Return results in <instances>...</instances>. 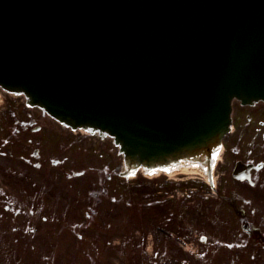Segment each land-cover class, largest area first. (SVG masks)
Returning <instances> with one entry per match:
<instances>
[{
    "label": "water",
    "instance_id": "water-1",
    "mask_svg": "<svg viewBox=\"0 0 264 264\" xmlns=\"http://www.w3.org/2000/svg\"><path fill=\"white\" fill-rule=\"evenodd\" d=\"M0 87L113 139L122 175H209L264 101V0H0Z\"/></svg>",
    "mask_w": 264,
    "mask_h": 264
},
{
    "label": "flooded vegetation",
    "instance_id": "flooded-vegetation-1",
    "mask_svg": "<svg viewBox=\"0 0 264 264\" xmlns=\"http://www.w3.org/2000/svg\"><path fill=\"white\" fill-rule=\"evenodd\" d=\"M5 104L3 110H10ZM18 112L22 120L12 123L8 135L19 136L3 145L1 142L4 147L0 153L1 240L5 235L12 239L13 253L16 249L23 254H36L39 249L50 255L54 253V261L49 264H69L67 256L63 258L57 253L62 252L58 246L61 239L70 249L68 239L72 235L95 249L100 244L110 249L115 247L112 238L116 232L109 229L110 223L106 224V230H100L104 239L99 240L94 232L101 225L105 227L108 212L118 210L114 194L122 180L119 159L94 143L88 146L91 149L85 157L82 151L68 155L66 151L73 141L57 132L60 127L55 122L45 125L40 121L39 114L44 115L39 111H36L39 118L34 121L28 119L32 113L22 116V109ZM10 113L15 116L14 111ZM259 119L263 121L258 125ZM232 121V132L224 142L222 156L212 175L213 186L199 177L186 181L183 176L178 181L165 178L160 181L157 176L144 182L148 230L141 250L131 249L130 264H264V105L235 103ZM243 123L252 128L250 133L235 132V124ZM32 125H35L33 132ZM0 130L5 131L2 125ZM77 157L82 160L78 162ZM89 157L93 163L94 157L98 158L104 176L102 179L100 171L95 173L96 185L86 191L81 209L85 210L87 220L71 224L73 215L69 208L75 209L71 197L81 195L82 189L73 190L70 179L78 180L86 172L83 164ZM87 183L78 182L75 187H87ZM125 188L126 195L134 189ZM76 228L92 235L82 236ZM18 237L33 238L29 241L33 245L17 246ZM91 260L86 264H109L100 262L99 254Z\"/></svg>",
    "mask_w": 264,
    "mask_h": 264
},
{
    "label": "rangeland",
    "instance_id": "rangeland-1",
    "mask_svg": "<svg viewBox=\"0 0 264 264\" xmlns=\"http://www.w3.org/2000/svg\"><path fill=\"white\" fill-rule=\"evenodd\" d=\"M0 94H3L2 96L3 103L0 104V116L1 115L3 116L0 117V125H2L5 130V131L0 130V150L2 152L4 151V147L1 146V142H3L2 143L3 145L6 140L14 141L16 137L19 136V135L18 136L11 135V133L8 135V133L13 127L12 123H14L15 121H18V123L21 122L22 120L21 114H19L18 112L20 109H22V116H25V114L27 113L28 114L32 113L28 118L30 120L34 121L38 119L39 116H37V112H36L37 110L25 109V106L23 104V100H24L23 96H13L10 94H6L2 91H0ZM4 103H6L5 105L7 109L8 107H11V109L8 111L7 110L4 111L2 108ZM10 111H14L15 116H11ZM39 115H40V121H42L45 125L53 124L52 122L54 121L51 120L46 115H44V117L41 116V114ZM244 117L245 118L248 117L247 113L244 115ZM262 121L263 120L259 119L258 125ZM34 127L35 125L30 126L31 132L34 131ZM251 129L252 128H250L247 125V123L235 124V132L242 131V132L250 133ZM57 132L64 134V138L71 139L73 141L72 145L66 151L68 155H71V152L73 151H77V154H81L83 152V155L85 157L86 152L88 153V149H91L88 146L91 145L92 143H94L95 145L97 144L101 145L105 148V150H108V152L110 151L113 154H116V148L114 147V145L111 143L109 139H105L104 142H101L99 141L100 138L98 137H88L86 134L81 133L79 131L71 132L67 128H61V127L60 129H57ZM13 149H15L14 151L18 150L17 148H13ZM68 159L73 160V158H68ZM76 160L79 162L82 160V158L77 157ZM93 160H95L94 161L95 163L91 162L90 157H89L87 160V163L83 164L84 166H86L87 170L82 176L79 177L80 179L78 178V180H75V181L74 179L72 180V178L70 179L71 185L73 183V190L82 189L81 195L71 197L72 203L75 208V209L72 208V210H70L69 208V213L73 215L72 216L73 220L71 224L78 223L82 219L87 220V218L84 217L85 210L81 209L85 204L84 199L87 197L86 191L88 192L90 189L94 188L93 186L96 185L95 179L98 178V175L94 176L95 173L100 171L99 173L100 177L104 176V169L102 168V165L97 163L98 158L94 157ZM80 168L84 169V167H80ZM80 168H76V170ZM186 176L195 177L196 175L186 174ZM178 177L179 176H173L172 178L176 179ZM164 178H166V176L160 177L159 180L163 181ZM83 181H88L87 187H82V186L80 188L75 187L78 182H83ZM142 181H147V180L144 178H138V177L137 179L129 180L128 183L127 181L124 182V181L119 180L121 190L116 192V194H114V197L116 198L115 203L119 207L118 211L116 212L113 210L109 212L107 214L108 215L107 220H105V223H104L105 227H102L101 225L98 228H96V233L94 232V234L98 236L99 240L104 239L105 238L104 234L100 233V230H103V229L106 230L107 229L106 224L110 223L111 227L109 229L111 231L116 232V234L114 233L115 237H113L112 239L113 241L119 240L121 242V246L119 247L115 246L110 249V248H106L104 244H100L99 248L95 249L94 247L88 245L87 243L78 242L76 235H72L71 237H69L70 240L68 239L70 243L69 244L70 249H68L67 247L68 244L66 243V241L64 239H61L58 246H59V249L62 250V252L57 253V254L58 255L62 254L61 256H63V258L67 256V262L69 264H86L87 262H90L91 258L95 257L97 254H99L100 262H111V259L109 258V256L113 255L111 251H115V255L112 256L115 262H119V264H130V262L132 261L131 255H130V251L132 247L134 251L141 250V246L143 245V238L145 236V233L148 230V219H147V215H146V211L144 207L145 186ZM132 184H135V186ZM125 187L134 188L133 190L136 191V194L131 189L130 194L127 193L126 195L127 190ZM179 192H182V191H179ZM76 201L79 203H75ZM135 203H137V205L139 204L138 207H136ZM114 212H116L115 215L112 214ZM81 223H85V222H81ZM75 230H77L78 234H81L82 236L92 235L90 231H83L82 229H77V228ZM130 231L134 232V238L128 235V232ZM117 236H120V238H118ZM17 239H18L17 246L19 247H25V246L29 247L33 245V243L29 242L30 240H34L31 237H27V238L18 237ZM38 240H40V238ZM3 246H6V247L2 248ZM12 246H15V244L13 243L11 238H7L6 235L4 236L3 241L0 238V264H24V263L28 264V263H32L33 261L41 262L42 264H49V262L54 261V258H53V255L55 257L54 253L50 255L48 254V252L41 251L42 249H39V252L38 253L36 252V254H23L17 249H16V252L13 253ZM91 261H94V260H91Z\"/></svg>",
    "mask_w": 264,
    "mask_h": 264
},
{
    "label": "bare ground",
    "instance_id": "bare-ground-1",
    "mask_svg": "<svg viewBox=\"0 0 264 264\" xmlns=\"http://www.w3.org/2000/svg\"><path fill=\"white\" fill-rule=\"evenodd\" d=\"M194 172H198V171L195 170V169H181L179 172H175V174H180V173H194ZM171 175H172V173H171Z\"/></svg>",
    "mask_w": 264,
    "mask_h": 264
}]
</instances>
